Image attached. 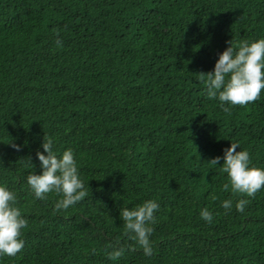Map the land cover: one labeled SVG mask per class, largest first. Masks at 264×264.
I'll use <instances>...</instances> for the list:
<instances>
[{
    "label": "trees",
    "instance_id": "obj_1",
    "mask_svg": "<svg viewBox=\"0 0 264 264\" xmlns=\"http://www.w3.org/2000/svg\"><path fill=\"white\" fill-rule=\"evenodd\" d=\"M259 38L264 0H0V185L27 221L0 264H264V187L224 191L221 171L231 143L264 168V90L225 112L201 79L230 41ZM44 136L85 184L68 209L26 182ZM148 199L146 256L120 209Z\"/></svg>",
    "mask_w": 264,
    "mask_h": 264
},
{
    "label": "clouds",
    "instance_id": "obj_2",
    "mask_svg": "<svg viewBox=\"0 0 264 264\" xmlns=\"http://www.w3.org/2000/svg\"><path fill=\"white\" fill-rule=\"evenodd\" d=\"M201 76L206 85L208 98H216L225 112L230 111L229 105H245L255 101L264 90V38L253 41L229 42L218 55L214 69ZM19 149L20 145H13ZM44 151L37 150L36 157L40 162L41 171L31 172L26 182L35 198L45 199L48 193L62 196L54 207L57 210L68 209L86 196L85 184L80 177L77 161L72 149H65L59 156L53 150V140L44 136ZM239 149V150H237ZM221 159L217 156L210 160L217 165ZM221 171L227 174V183L222 190L254 196L264 187V168L251 164L250 154L241 150L238 143H231L223 150ZM246 199H238L235 209L243 212ZM221 206L225 210L233 207L232 199H224ZM159 204L148 199L132 208L120 209L124 228L130 238L142 248L144 255L152 254L150 236L155 221L154 213ZM200 217L211 222L213 214L206 207L200 210ZM27 221L21 210L16 206V195L5 185H0V256H14L23 247L21 230ZM123 252L117 248L109 253L110 259H116Z\"/></svg>",
    "mask_w": 264,
    "mask_h": 264
}]
</instances>
